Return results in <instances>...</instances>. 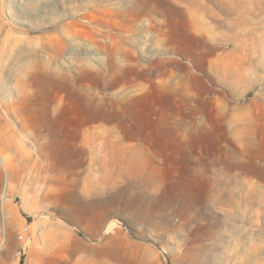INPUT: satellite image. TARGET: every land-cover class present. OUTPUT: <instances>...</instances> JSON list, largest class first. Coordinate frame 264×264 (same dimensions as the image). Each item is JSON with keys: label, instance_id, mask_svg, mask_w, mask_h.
<instances>
[{"label": "rangeland", "instance_id": "rangeland-1", "mask_svg": "<svg viewBox=\"0 0 264 264\" xmlns=\"http://www.w3.org/2000/svg\"><path fill=\"white\" fill-rule=\"evenodd\" d=\"M16 42L62 77L0 82V264H264V0H0Z\"/></svg>", "mask_w": 264, "mask_h": 264}, {"label": "bare ground", "instance_id": "bare-ground-1", "mask_svg": "<svg viewBox=\"0 0 264 264\" xmlns=\"http://www.w3.org/2000/svg\"><path fill=\"white\" fill-rule=\"evenodd\" d=\"M47 49V45L44 42L39 43L35 48L29 46V44L19 45L16 42L12 49V54H10L7 63L4 64L5 69L0 82H4L8 86L15 84L20 89L18 91L20 96H35L38 100L47 95V90L51 86H54V91H57L62 72L58 59L53 61V68L49 67V60L46 57ZM58 49L57 47V51ZM50 51L52 50L50 49ZM5 204L6 201H4Z\"/></svg>", "mask_w": 264, "mask_h": 264}, {"label": "built area", "instance_id": "built-area-1", "mask_svg": "<svg viewBox=\"0 0 264 264\" xmlns=\"http://www.w3.org/2000/svg\"><path fill=\"white\" fill-rule=\"evenodd\" d=\"M26 231H28V229L26 228L25 230H21V238H22V236H23V234L26 232Z\"/></svg>", "mask_w": 264, "mask_h": 264}, {"label": "trees", "instance_id": "trees-1", "mask_svg": "<svg viewBox=\"0 0 264 264\" xmlns=\"http://www.w3.org/2000/svg\"><path fill=\"white\" fill-rule=\"evenodd\" d=\"M21 264H23V263H21Z\"/></svg>", "mask_w": 264, "mask_h": 264}]
</instances>
